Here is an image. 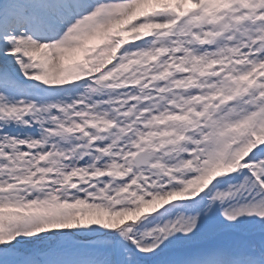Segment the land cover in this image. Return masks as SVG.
Returning <instances> with one entry per match:
<instances>
[{"label": "snow or ice", "instance_id": "6c2138e0", "mask_svg": "<svg viewBox=\"0 0 264 264\" xmlns=\"http://www.w3.org/2000/svg\"><path fill=\"white\" fill-rule=\"evenodd\" d=\"M0 264H264V0H0Z\"/></svg>", "mask_w": 264, "mask_h": 264}]
</instances>
